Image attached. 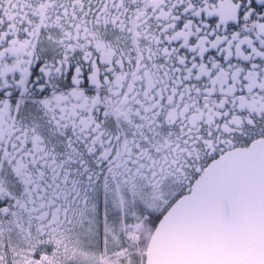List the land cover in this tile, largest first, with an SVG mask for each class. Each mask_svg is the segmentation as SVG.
Listing matches in <instances>:
<instances>
[{"label": "snow or ice", "instance_id": "obj_1", "mask_svg": "<svg viewBox=\"0 0 264 264\" xmlns=\"http://www.w3.org/2000/svg\"><path fill=\"white\" fill-rule=\"evenodd\" d=\"M0 264H264V0H0Z\"/></svg>", "mask_w": 264, "mask_h": 264}]
</instances>
